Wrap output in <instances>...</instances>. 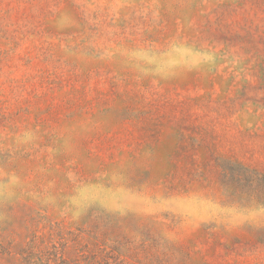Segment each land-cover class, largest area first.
<instances>
[{
	"label": "rangeland",
	"instance_id": "rangeland-1",
	"mask_svg": "<svg viewBox=\"0 0 264 264\" xmlns=\"http://www.w3.org/2000/svg\"><path fill=\"white\" fill-rule=\"evenodd\" d=\"M0 264H264V0H0Z\"/></svg>",
	"mask_w": 264,
	"mask_h": 264
}]
</instances>
